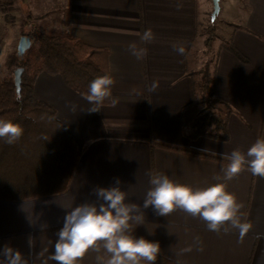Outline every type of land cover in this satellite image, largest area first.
Here are the masks:
<instances>
[{
  "label": "crops",
  "instance_id": "crops-1",
  "mask_svg": "<svg viewBox=\"0 0 264 264\" xmlns=\"http://www.w3.org/2000/svg\"><path fill=\"white\" fill-rule=\"evenodd\" d=\"M224 1L236 2V16L222 20L233 28L231 40L247 58L244 62L226 48L215 58L216 94L230 108L228 140L190 136L203 108L192 99L197 22L205 0H67L61 34L108 48L116 102L89 112L86 96L61 75L42 71L37 76L34 96L55 108L79 158L66 190L21 200L0 198V249L8 245L19 250L28 264H55L48 257L67 208L101 203L94 190L115 186L117 178L127 192L126 202L142 206L150 174L163 173L193 189L226 183L252 228L241 242L236 230L216 233L182 210L166 217L149 207L135 236L158 242L159 254L175 264H264V178L245 168L225 181L222 171L226 155L236 149L246 154L264 137V0ZM25 5V0H0V81L12 73L8 57L22 35L6 21L23 15ZM38 13L46 17V11ZM149 28L155 40L145 43L140 37ZM133 43L146 50L142 59L130 51ZM174 43L183 45V55L173 50ZM153 82L158 88L150 91ZM96 255L88 253L80 264H96Z\"/></svg>",
  "mask_w": 264,
  "mask_h": 264
},
{
  "label": "trees",
  "instance_id": "trees-1",
  "mask_svg": "<svg viewBox=\"0 0 264 264\" xmlns=\"http://www.w3.org/2000/svg\"><path fill=\"white\" fill-rule=\"evenodd\" d=\"M202 27L198 18L196 38ZM22 34L37 42V51L27 57L24 54L23 59H19L16 52L12 53L8 57L12 74L0 81V119L10 120L23 128V134L16 143L10 145L0 140V198L10 200L66 190L79 158L76 143L57 118L55 108L34 96L37 76L42 71L59 74L66 84L86 96L93 79L109 75L107 47L93 46L79 38L53 33L35 24ZM222 48L228 49L240 60L247 61L231 38L220 45L215 58ZM17 67L23 68L19 92L14 83V70ZM111 102L112 97L106 99L103 105ZM192 103L205 104L207 107H203L194 120V131L190 136L228 140L230 108L216 94L215 63L211 74L206 68L201 81H194ZM215 103L223 105L225 109ZM158 144L174 148L169 144ZM195 151L198 155L211 157L208 153ZM155 264L175 263L159 254Z\"/></svg>",
  "mask_w": 264,
  "mask_h": 264
},
{
  "label": "clouds",
  "instance_id": "clouds-1",
  "mask_svg": "<svg viewBox=\"0 0 264 264\" xmlns=\"http://www.w3.org/2000/svg\"><path fill=\"white\" fill-rule=\"evenodd\" d=\"M141 40L151 43L155 34L151 28L141 35ZM130 51L137 59L146 54L145 49H137L133 43ZM173 50L183 55V45L173 44ZM115 80L105 74L93 79L85 99L92 105L89 112L100 111L106 99L112 97ZM158 83L153 82L150 91H155ZM115 104V100L112 101ZM23 134V128L10 120L0 119V140L8 144L16 143ZM227 166L222 169L225 181L235 178L247 168L252 175L264 178V137L258 138L243 153L233 150L225 157ZM150 189L143 205L127 201V192L119 186L97 188L94 191L102 202L84 203L67 208L62 228L54 244V252L48 259L55 264H80L90 252H95L96 264H155L160 253L158 242L137 237L134 231L145 222V209L151 207L157 216H168L182 210L191 217H198L206 223L209 231L225 234L232 230L239 233L240 241L252 228L241 212L243 205L233 193L227 191L226 183H214L202 189L178 183L163 173L150 174ZM25 210V201L23 205ZM66 209V208H65ZM42 227H47L43 225ZM103 253V254H101ZM0 264H28L27 258L8 245L0 249Z\"/></svg>",
  "mask_w": 264,
  "mask_h": 264
},
{
  "label": "rangeland",
  "instance_id": "rangeland-1",
  "mask_svg": "<svg viewBox=\"0 0 264 264\" xmlns=\"http://www.w3.org/2000/svg\"><path fill=\"white\" fill-rule=\"evenodd\" d=\"M25 1L27 11L23 13V15H19L18 17L14 15L15 17L13 18L15 19L13 20L6 21V23L9 24V28L12 26L10 29H12L13 31H15L16 29H20L22 32H27L30 25L35 24L46 28L50 32L61 34V29L66 23L68 17L67 0H38V4L37 0ZM235 3V1H229L227 2V4H225V1L223 0V8H221L220 12L216 15L214 20H212L211 18V13L213 10L211 0H205L201 8L202 17L200 20L203 27L195 44L194 51L196 52V59L193 57V59H195L197 62V70L195 74L196 81L198 82L201 81L203 70H205L206 68L209 74H211L215 63L217 50L222 43H227V41L232 37L231 35L233 28L222 20V16H226V18L228 19H233L236 16ZM40 10L46 11L45 18L39 15L38 12ZM28 21L29 23H27ZM210 37H212L211 41L209 40ZM208 41H210L209 44ZM31 44L32 47L30 46V48L26 51L25 57H27L28 55H34L37 51V42L31 40ZM207 44L209 45V47ZM16 50L17 49L15 48V51H13V53L16 52ZM11 74L12 73H10V75ZM215 104L219 105L223 110L225 109L223 105L219 103ZM203 107L207 106L203 104ZM210 109H212V107H210ZM208 128L211 129V126H209Z\"/></svg>",
  "mask_w": 264,
  "mask_h": 264
},
{
  "label": "water",
  "instance_id": "water-1",
  "mask_svg": "<svg viewBox=\"0 0 264 264\" xmlns=\"http://www.w3.org/2000/svg\"><path fill=\"white\" fill-rule=\"evenodd\" d=\"M212 3H213V10H212V13H211V18H212V20H214L216 15L220 11V0H212ZM30 46H31V38H30V36L21 35V37L19 39V42H18V45H17V50H16L17 56L19 58L23 59L24 54L30 48ZM22 71H23L22 67H17L14 70V83L16 85L17 92L20 91V87H21Z\"/></svg>",
  "mask_w": 264,
  "mask_h": 264
}]
</instances>
